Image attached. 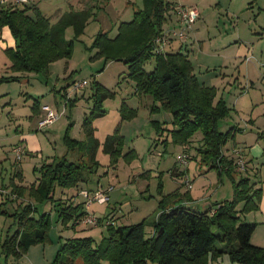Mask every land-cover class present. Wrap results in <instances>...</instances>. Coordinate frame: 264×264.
I'll list each match as a JSON object with an SVG mask.
<instances>
[{
    "label": "trees",
    "instance_id": "obj_1",
    "mask_svg": "<svg viewBox=\"0 0 264 264\" xmlns=\"http://www.w3.org/2000/svg\"><path fill=\"white\" fill-rule=\"evenodd\" d=\"M40 1L12 0L6 4L0 3V33L8 28L15 40L14 46L4 49L11 60L9 68L13 72H35L47 76L53 61L71 57L75 40L84 34L89 21L95 19L98 8L90 5L79 10L70 9L55 22L42 12ZM174 5L175 2L170 0H143V6L134 9L131 20L119 23L114 36L111 29H100L95 34L91 46L96 49L94 58L126 63L137 95L153 98L152 112L164 109L172 114L174 127L170 129L160 120H151L157 134L163 136L169 130L166 138L160 141L181 145L188 152L187 148L191 146L187 145L198 131H202V147L197 150V155L192 157L186 153L179 156L185 157V164L189 159L198 158L208 167L207 170L216 169L219 177L226 173L233 183V196L212 204L208 209L189 207L178 201L179 189L164 193L160 174L157 186L161 195L160 212L152 236H146L145 220L131 224L105 222L106 235L99 243L90 234L67 237L60 244L52 264H211L224 253L229 255L231 261L240 264H264V247L251 241L257 224L243 217V214L259 210L263 189L251 180L250 175L235 177V173L240 172L237 170L238 163L242 160L248 164L242 152L237 150V157L245 160L230 158L223 152L228 141L235 140L237 131L241 130L235 127L225 132L220 130V121L230 115L231 106L223 96H219L215 85H208L199 79L188 49L179 42L181 39L172 38L169 46L156 51L155 38L166 30L165 24L171 18ZM70 27L74 30L73 38L67 37ZM152 59L155 61L154 68L148 71L145 65ZM19 79L17 75L2 76L0 83ZM114 95L113 90L95 80L91 96L93 105L82 123L85 139L78 140L71 136L70 127L74 125L71 122L64 135L67 152L42 164L36 182L18 185L14 181L10 184L13 186V196L17 194L22 197L28 192L35 201H20L11 212L8 209V196L0 202V215L12 217V225L15 226L14 232L1 243L2 255L6 260L11 257L20 259L31 246L49 240L52 216L50 212L40 209L47 203L54 204L58 221L72 229L82 224L84 217L91 212L85 209L87 199L82 191L89 193L88 198L97 191H79V184L85 181V172L99 166L97 152L101 142L96 135L95 121L106 114L103 104ZM44 105L49 104L41 106L40 100L36 99L34 114H42L41 107ZM120 113L122 121L130 120L138 115V110L124 101ZM120 126L121 123L106 137L103 150L109 154L111 164H117L121 158L131 164L139 154L134 148L125 150V137ZM17 146L23 150L20 159L14 152L16 161H20L28 152L23 144L14 147ZM70 152L80 156L69 159ZM244 171H247V167ZM147 173L150 171H145L143 175L149 177ZM15 175L24 178L19 168ZM181 181L186 189L193 188L192 180L187 176H182ZM57 186L77 188V193L67 195L63 192L60 198H56ZM188 191L182 196L188 195ZM81 195L85 197L83 201L72 202ZM13 201L14 197L11 198ZM98 219L100 222L101 218ZM219 241L224 243V248L217 246Z\"/></svg>",
    "mask_w": 264,
    "mask_h": 264
},
{
    "label": "rangeland",
    "instance_id": "obj_2",
    "mask_svg": "<svg viewBox=\"0 0 264 264\" xmlns=\"http://www.w3.org/2000/svg\"><path fill=\"white\" fill-rule=\"evenodd\" d=\"M70 1L72 0H41L39 6L42 12L51 16L58 9L67 11L70 8ZM88 1L90 5L92 3L95 6L99 5L95 10V19L89 21L84 34L75 40L68 60L53 61L47 76L28 72L23 73V76L18 75L20 79L17 81L0 83V184L3 182L8 184L7 191H4L7 195L1 192L0 202L8 196L10 199L8 209L11 212L20 201H35L28 192L22 197H18L17 194L13 196L11 194L13 186L10 184L14 181L18 185H30L36 182L40 177L38 169L42 164L67 152L64 135L71 122L74 123L70 127L71 136L78 140L85 139L82 123L93 105L91 96L95 80L113 90L115 95L105 100L103 106L106 114L95 121L96 135L101 142L97 152L99 166L93 167L91 172H85V181L79 184V191L88 189L94 193L102 189L107 192L110 200L95 201L90 206L86 205L91 212L93 211L94 216L101 218V221L97 226L79 223L75 227L79 228L80 233L58 221L54 204L47 203L40 209L50 212L52 216L53 225L49 231V240L30 247L17 260L13 257L6 260L2 255L1 243L8 234L14 232L15 226L12 225V217L0 215L1 264H52L59 245L67 237L89 233L94 235L99 243L106 235L104 223L109 219L118 224L145 220L146 236H151L152 231L155 232L156 220L160 212L158 209L161 195L157 188L158 176L162 174L164 193L180 188L185 190L186 187L179 182L181 178L175 174V171L188 165L190 167L187 177L196 182L195 188L190 191L193 197L197 187L200 188L202 183L207 184L204 193L207 192L211 202L216 199H230L233 196V183L226 173L219 177L216 169L207 170L208 167L200 163L198 158L189 159L187 164L181 159L178 160L180 154L187 153L192 157L197 155V150L202 147V131L194 135L190 143L191 148H187L188 152L181 145L160 141L166 138L169 130H166L163 136L157 134L151 120H160L170 129L174 127L172 114L164 109L152 112L153 98L148 95H137L135 82L128 76L129 68L126 63L106 61L103 57L94 58L96 49H92L91 46L95 34L100 29H111V35H114L121 21H129L133 18V8L138 9L143 6V0ZM170 1L176 2L174 8L182 4L188 7L195 6L200 11L199 18L187 36L179 42L183 44L188 42L189 57L199 79L208 85H217L219 95L223 93L228 104L233 108L230 115L220 121V130L225 132L233 126L240 127L242 130L237 131L235 140H239L241 146L249 147L259 140L264 144V0ZM173 10L175 12V9ZM7 32L11 35L8 28ZM6 36L7 33L4 38ZM67 37H74L72 27L67 31ZM239 46L251 50L252 53L247 56L250 59L246 60L244 56L238 57ZM176 48L173 49L177 50ZM2 57L10 63L11 60L4 48L0 51V58ZM154 64L155 61L152 59L145 67L151 71ZM6 70V66L1 65L0 73L3 72V75L0 74V77L10 76L5 74ZM83 81L87 83H82ZM36 99L40 100L41 106L43 104L52 106L59 114L58 119L48 126L38 128L39 117L36 118L38 115L35 116L33 112ZM124 101L138 110L135 118L122 121L120 107ZM120 123L121 133L125 137V150L134 148L139 154L131 164L123 158L117 164H111L109 154L103 150L106 137L112 134ZM31 128L34 129L32 133H30ZM22 133L26 134V147L23 144L26 141L20 140ZM259 134L260 138H258ZM232 142L231 139L226 146H230ZM15 143L23 144L28 152L20 161L15 159L13 149ZM224 151L226 152V148ZM79 156L78 153H69V159H76ZM245 157L249 158L247 153ZM237 158H239L237 160L244 159L240 156ZM17 168L23 171V179L15 175ZM145 171H150L147 173L149 177L143 175ZM239 176H242V173L236 172L235 177ZM63 192L73 195L77 193V188L64 189L57 186L56 198H60ZM10 197H14L13 202ZM84 199L85 197L81 195L74 201L72 199V202ZM197 207L206 209L204 204ZM241 207L242 204L238 208ZM106 211L113 212L105 214ZM217 246L224 248L225 245L219 241ZM221 257L211 264H240L231 261L227 253Z\"/></svg>",
    "mask_w": 264,
    "mask_h": 264
},
{
    "label": "crops",
    "instance_id": "obj_3",
    "mask_svg": "<svg viewBox=\"0 0 264 264\" xmlns=\"http://www.w3.org/2000/svg\"><path fill=\"white\" fill-rule=\"evenodd\" d=\"M30 1H37V0H30ZM173 2V1H171ZM176 3V2H175ZM32 4V3H31ZM74 4V6H73ZM92 5H94V3H92ZM87 6H90L89 4V1L88 0H72L70 1V9H75V10H79V9H83L84 7H87ZM99 7V5H97ZM96 6V7H97ZM136 7H134L133 9H135ZM67 10V11H68ZM66 11H61L60 9H58L53 15H51L50 17L56 22L58 20V18ZM44 13V12H43ZM45 14V13H44ZM47 16H49V14H45ZM171 18L168 20V22L165 24V27H167L166 29L168 28H171V27H178V16L177 14L174 12V10L171 11ZM118 29V28H117ZM7 33V36L6 38L5 35ZM117 33V31L115 32V34ZM114 34V35H115ZM9 35V36H8ZM112 35V36H114ZM188 42L186 41L184 44L181 43V45H184V47L187 48V46L189 47V45L187 44ZM179 44V43H178ZM15 45V40L13 38V36H11L8 32H7V28H5L3 30V32L0 33V51H3V48L5 49L7 46H14ZM179 46V45H178ZM188 49V48H187ZM189 51V49H188ZM238 52V57H242L244 56L245 59L247 60V56L249 53H252L251 50L247 49L245 46H239V49L237 50ZM9 58V57H8ZM1 65H5L7 70L5 74H10V75H22L23 76V73H20V72H9V70L11 71V69L9 68L10 65H11V61L10 63L5 60L3 57L0 58V68H1ZM0 74L3 75V72H1ZM212 85H215V84H212ZM217 87V85H215ZM218 88V87H217ZM220 96V95H219ZM221 96H223V93H221ZM224 97V96H223ZM225 98V97H224ZM226 99V98H225ZM228 102V101H227ZM232 107H231V111H232ZM31 116V114H30ZM36 116V115H35ZM32 117V116H31ZM40 118V114H38V116H36V118ZM34 119V118H33ZM39 120V119H38ZM33 121V120H32ZM254 120H251V122H253ZM37 125H38V121H37ZM35 127V126H34ZM33 127V128H34ZM235 128H239L242 130V128L240 127H236V126H233ZM31 128L30 129V133H32L34 131V129ZM37 128V127H36ZM35 128V129H36ZM240 131V130H239ZM264 131V130H263ZM241 134L242 131H241ZM22 137L20 138V140H25L26 141V134L22 133L21 135ZM261 135L259 134L258 135V138H260ZM232 144L230 146H225L223 148V152L225 155L229 156L230 158H234V159H237V150H239L240 152H242L243 154V157H245L246 153H247V157H249L247 159L248 161V164L249 166H247V171H244L242 172V176L243 175H250L251 176V180L253 181H256L257 183V186L258 187H261L263 189V195L261 197V202H260V208L259 210L257 211H252L248 214H243V217L245 218L246 221H249V222H254L257 224V227L252 235V238H251V241L253 244L255 245H258V246H263L264 247V144H262V141H255V143H253L251 146L249 147H244V146H241L239 143V140H232ZM229 142V141H228ZM21 143V142H20ZM18 144V143H15L13 145V148L14 146ZM23 144L27 145V141L26 142H23ZM227 145V144H226ZM190 146V144L188 145ZM226 148V152L224 151V149ZM229 149V150H228ZM27 151V150H26ZM189 165L186 167V168H183V169H178L177 171H175V174L178 175V173H180L181 175H178L180 176V178L182 176H187V171H189ZM245 173V174H243ZM240 174V172H239ZM252 177H256V179H253ZM195 180V179H193ZM179 182L182 184L181 182V179L179 180ZM193 183V188H195V181H192ZM6 185L8 184H4L1 183L0 184V188H6ZM181 187V186H180ZM207 188V184L205 183H202V186L200 188L197 187V191H196V194H195V197L192 196L191 194V190H189V194L188 195H183L182 194H185L187 192V189L185 190H182L181 188L179 189V193H180V197L178 198L179 200L178 201H181L184 205H188L189 207H193V208H198L197 206L201 205V204H217L218 202L224 200V199H216V200H213L212 202L210 201V198L207 197V192L204 193L205 189ZM7 191V190H6ZM1 194V193H0ZM3 197V196H2ZM227 199V198H226ZM209 200V201H208ZM206 205V206H207ZM86 210L88 211H91L89 207H86L85 208ZM114 212L115 209H112ZM204 210V209H202ZM113 211H106L105 214H108V213H111ZM93 212V211H92ZM114 214V213H113ZM249 215V216H248ZM77 232L80 233V230L79 228L77 227V229H75ZM154 234V231H152L151 233V236ZM85 235H89V233H85ZM37 245V244H36ZM35 246V245H33ZM31 246V247H33ZM60 246V245H59ZM59 248V247H58ZM58 250V249H57ZM222 258V257H221ZM223 259V258H222ZM219 260V259H218ZM217 260V261H218Z\"/></svg>",
    "mask_w": 264,
    "mask_h": 264
},
{
    "label": "built area",
    "instance_id": "obj_4",
    "mask_svg": "<svg viewBox=\"0 0 264 264\" xmlns=\"http://www.w3.org/2000/svg\"><path fill=\"white\" fill-rule=\"evenodd\" d=\"M12 0H0L1 4H6ZM14 2H23L27 0H13ZM175 12L178 16V27H171L163 31V34L158 35L155 39L157 48L156 51L160 52L169 46V42L172 38H175L177 40L183 39L187 36L189 30L192 28L193 24L196 22V20L199 18V9L195 6L188 7L182 4H178L175 7ZM154 43V42H153ZM155 45V44H154ZM250 59V57L247 58V60ZM82 83H87L86 81H83ZM81 82L78 84L80 86ZM43 112L40 115V118L38 120V128L48 126L49 124L53 123L58 119V112L50 105H44ZM14 152L16 154V157L20 159L21 153L23 152L22 148L20 146L14 147ZM239 153V152H237ZM181 160L184 161L185 157L179 156ZM247 163L245 161H240L238 163V169L244 170L246 168ZM5 190L0 188V193L4 192ZM82 194L87 199V206H90L95 201H102L107 202L110 200L108 194L106 191H103L102 189L97 191L93 194L91 198H88L89 193L87 191H82ZM109 218V217H108ZM106 224H111L113 221L111 219L105 221ZM81 223L91 224L92 226H97L99 224L98 217L94 216L91 212L87 214L86 217H84L83 221Z\"/></svg>",
    "mask_w": 264,
    "mask_h": 264
},
{
    "label": "water",
    "instance_id": "obj_5",
    "mask_svg": "<svg viewBox=\"0 0 264 264\" xmlns=\"http://www.w3.org/2000/svg\"><path fill=\"white\" fill-rule=\"evenodd\" d=\"M204 205H205V208H206V209L210 208V206H211V204H208V205H207V204H204ZM206 205H207V206H206ZM161 231H162V230H161ZM160 233H161V232H159L158 234H160Z\"/></svg>",
    "mask_w": 264,
    "mask_h": 264
}]
</instances>
